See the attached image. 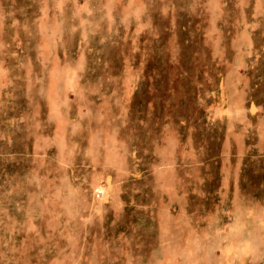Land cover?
Returning <instances> with one entry per match:
<instances>
[{
    "label": "rangeland",
    "instance_id": "1",
    "mask_svg": "<svg viewBox=\"0 0 264 264\" xmlns=\"http://www.w3.org/2000/svg\"><path fill=\"white\" fill-rule=\"evenodd\" d=\"M0 264H264V0H0Z\"/></svg>",
    "mask_w": 264,
    "mask_h": 264
},
{
    "label": "built area",
    "instance_id": "2",
    "mask_svg": "<svg viewBox=\"0 0 264 264\" xmlns=\"http://www.w3.org/2000/svg\"><path fill=\"white\" fill-rule=\"evenodd\" d=\"M96 195L98 198L102 199L105 197V189L104 188H99L96 190Z\"/></svg>",
    "mask_w": 264,
    "mask_h": 264
}]
</instances>
